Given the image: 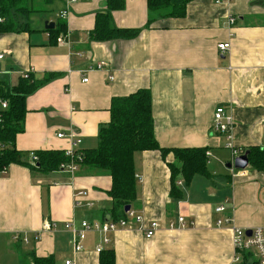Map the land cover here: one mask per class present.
<instances>
[{
	"label": "crops",
	"instance_id": "obj_1",
	"mask_svg": "<svg viewBox=\"0 0 264 264\" xmlns=\"http://www.w3.org/2000/svg\"><path fill=\"white\" fill-rule=\"evenodd\" d=\"M24 1L32 12L13 10L20 28L0 33V83L12 88L28 76L48 81L26 100L25 130L16 139L22 162L0 176V264H27L33 256L52 257L55 264H100L103 234L89 233L83 251L75 253L64 226L71 220L111 221L112 178L83 166L75 175L60 169L43 174L24 163L31 152L69 149L70 141L59 133H74L82 152L95 149L100 129L111 120L112 100L142 89L152 94L159 145L207 149L210 177L198 175L188 184L178 177L181 197L175 198L169 168L174 154H136L137 199L131 209L144 222L129 219L128 227L108 235L104 251H114L115 264H232L233 228L264 227V173L250 165L228 168L235 159L227 137L211 127L215 110L224 106L234 118L235 146L244 153L264 146V0H194L184 17L155 19L148 0H125L124 9L112 12L113 24L141 32L106 42L92 40L90 33L98 13L108 12L107 0H78L65 17L69 0ZM47 22L61 34L54 38ZM62 35L68 44L57 42ZM227 42L231 48L222 55L218 46ZM101 62L107 64L103 69ZM80 192L86 196L76 206ZM222 205L225 212H216ZM259 213L260 224L253 220ZM228 217L231 223L217 226ZM46 221L56 229L44 231ZM153 221L161 227L147 238Z\"/></svg>",
	"mask_w": 264,
	"mask_h": 264
},
{
	"label": "trees",
	"instance_id": "obj_2",
	"mask_svg": "<svg viewBox=\"0 0 264 264\" xmlns=\"http://www.w3.org/2000/svg\"><path fill=\"white\" fill-rule=\"evenodd\" d=\"M51 3L53 0H46ZM194 0H148L152 18H181L184 17L188 5ZM24 0H0V33L18 30L20 26L11 18V12H32L25 8ZM108 12L98 13L96 25L90 37L97 42H106L114 39L136 38L141 30L120 29L114 26L112 12L125 8V0H107ZM58 26V25H57ZM56 26V27H57ZM64 27V26H61ZM63 30L54 28L49 30L54 38ZM48 80H22L16 87L9 88L0 83V100L8 103V108L0 106V172L12 164L22 162L23 153L16 148L17 136L25 130L27 114L26 100L39 86ZM145 151H159L163 157L173 153L175 164H169L171 171L172 191L175 198L181 197L176 181L182 177L190 183L195 176L210 177L207 167V149H166L162 148L155 137L153 100L149 89L139 90L126 97H117L112 100L111 120L99 132V143L95 149L83 152L81 166L112 178L113 184L108 192L114 206L110 213L113 221L126 217V206H131L137 199V179L135 173V156ZM245 152L249 153L251 168L264 173V146H253ZM39 162L33 165L31 161L24 163L33 170L46 174L58 171L61 164L69 161L64 151L35 152ZM100 264H115L113 250L100 253ZM250 255H243L242 264L250 262ZM27 260V259H26ZM26 264V263H24ZM27 264H55L52 257H31Z\"/></svg>",
	"mask_w": 264,
	"mask_h": 264
},
{
	"label": "built area",
	"instance_id": "obj_3",
	"mask_svg": "<svg viewBox=\"0 0 264 264\" xmlns=\"http://www.w3.org/2000/svg\"><path fill=\"white\" fill-rule=\"evenodd\" d=\"M78 0H69L67 2V7L62 11V17L67 16L69 12V8L72 5V3L76 2ZM216 4H220L221 0H216ZM3 20L0 19V22ZM236 22V18L231 16L229 18V24L233 25ZM68 35H62L57 39V42L59 44H68L67 41ZM220 52L222 55L226 51H228L231 48V44L229 42L219 44L218 46ZM3 58L2 55H0V60ZM107 64L105 62H101L98 64V68L103 69L106 67ZM27 77V76H26ZM111 80H114V77H110ZM89 81L88 77H85L83 79V82L87 83ZM0 106L2 109L8 108V103L6 101L0 100ZM234 127L235 122L232 114L228 113L227 108L224 106H219L214 113L213 123L211 127V131L214 134H224L227 137L228 143L226 145L227 149L231 150L233 159L236 157L244 154V151L237 148L234 144ZM262 129H263V141H264V119L262 120ZM59 138H66L70 141L71 147L67 149L65 152V155L68 157L69 161L66 163L61 164L60 171L67 172L68 174L75 175L81 166V163L83 161L84 155L83 152L78 150V146L81 143L80 139H76V135L74 133H70L69 135H65L64 133L58 134ZM207 156H209V152L206 153ZM30 161L33 165H36L39 162V157L35 152L29 153ZM8 172V168H5L2 172H0V176L3 174H6ZM245 172V171H244ZM86 194L84 192H80L76 195V206H80L82 197H85ZM89 207L92 206V204L88 205ZM226 208L225 206H219L216 208V212L223 213L225 212ZM134 219L137 222H144V218L136 214L134 210H130L126 212V217L118 220L113 221L109 220L103 223H90L86 220L81 221L80 223L75 222L74 220H71L69 222L65 223L64 228L69 231L72 234L73 237V246H74V252L79 253L83 251V243L88 237V234L91 232H99L103 234V243L97 247V252L101 253L104 251V245L110 244L111 239L108 236L110 233L116 232L120 228H126L128 227L129 219ZM181 224L185 226V218L181 217L179 219ZM232 222V218L228 217L226 219H220L217 221V226L221 227L225 224H229ZM161 227V224L157 221L151 222L149 227L146 228V237L152 238L156 234V231L158 228ZM171 227H174V225H171ZM56 229V224L46 221L43 225L44 231H53ZM249 231L251 232V235H249ZM40 239L39 234H35L34 240L38 241ZM233 247H234V256L232 260V264H242L243 262V255H250V262H254L255 264H264V227H256L253 229H242V228H233ZM25 243H29L28 238H24ZM65 264H74V260L69 259L65 261ZM250 264V263H249Z\"/></svg>",
	"mask_w": 264,
	"mask_h": 264
},
{
	"label": "water",
	"instance_id": "obj_4",
	"mask_svg": "<svg viewBox=\"0 0 264 264\" xmlns=\"http://www.w3.org/2000/svg\"><path fill=\"white\" fill-rule=\"evenodd\" d=\"M55 24L47 22L45 25L46 30L54 29ZM249 153L245 152L243 155L238 156L235 158L234 163H230L227 165L228 168H235L237 170L243 171L249 167ZM131 210V206H126L125 211L128 212ZM249 235H251V232L249 231Z\"/></svg>",
	"mask_w": 264,
	"mask_h": 264
},
{
	"label": "rangeland",
	"instance_id": "obj_5",
	"mask_svg": "<svg viewBox=\"0 0 264 264\" xmlns=\"http://www.w3.org/2000/svg\"><path fill=\"white\" fill-rule=\"evenodd\" d=\"M250 170H255V169H253V168L250 167ZM250 206H251V204H250ZM251 215H253V214H251ZM262 219H263V216H261V213H259V214H254L253 220H254L256 223L260 224Z\"/></svg>",
	"mask_w": 264,
	"mask_h": 264
}]
</instances>
